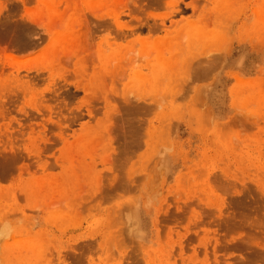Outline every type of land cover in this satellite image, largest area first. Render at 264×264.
Here are the masks:
<instances>
[{"label":"rangeland","instance_id":"obj_1","mask_svg":"<svg viewBox=\"0 0 264 264\" xmlns=\"http://www.w3.org/2000/svg\"><path fill=\"white\" fill-rule=\"evenodd\" d=\"M0 264H264V0H0Z\"/></svg>","mask_w":264,"mask_h":264},{"label":"bare ground","instance_id":"obj_2","mask_svg":"<svg viewBox=\"0 0 264 264\" xmlns=\"http://www.w3.org/2000/svg\"><path fill=\"white\" fill-rule=\"evenodd\" d=\"M261 24V23H260ZM259 32V31H258ZM159 45V44H158ZM158 47H160V46H158ZM162 50V49H161ZM160 51V50H159ZM161 52V51H160ZM173 56V55H172ZM161 58V57H160ZM195 62V61H194ZM179 64V63H178ZM190 64V63H189ZM185 65V64H184ZM191 66H192V64H191ZM190 65L189 66H187V67H190L189 69H191L192 67H191ZM179 68H181V67H179ZM203 70V68L201 69V71ZM203 72V71H202ZM203 73H205V72H203ZM199 74H202V73H200V71H199ZM166 80V79H165ZM136 83H138V82H136ZM251 92V91H250ZM160 130V129H159ZM160 133V132H159ZM159 133H158V135H159ZM157 136V135H156ZM105 137V136H104ZM162 138V137H161ZM157 139V138H156ZM154 140V139H153ZM118 141V140H117ZM129 141V140H128ZM119 143V142H118ZM121 145V144H120ZM124 149V148H123ZM122 149V150H123ZM126 150V149H125ZM130 150V149H129ZM120 151V150H119ZM121 152V151H120ZM124 152V151H123ZM117 154H118V152H117ZM118 155H120V153L118 154ZM111 158V157H110ZM117 158V157H116ZM111 162V161H110ZM110 164V163H109ZM121 164H123V163H121ZM111 165V164H110ZM119 165V164H118ZM210 181V180H209ZM27 239V238H26ZM38 239V238H37ZM32 240V239H31ZM29 241V240H28ZM34 241V240H33ZM39 241V240H38ZM20 242V241H19ZM39 242H41V241H39ZM22 243V242H21ZM25 243H27V240H26V242ZM38 243V242H37ZM34 243H32L31 245H32V247L33 248H36V247H34L35 245H33ZM21 245V244H20ZM24 245V244H23ZM28 245V244H27ZM31 245H29V246H31ZM40 245H41V243H40ZM22 246V245H21ZM39 247V246H38ZM41 247V246H40ZM14 248V247H13ZM32 248V249H33ZM42 249V248H41ZM10 250V249H9ZM11 250H13V249H11ZM17 250V249H16ZM39 251H41V250H39ZM34 252H35V250H34ZM43 252V251H42ZM12 253V252H11ZM27 253V252H26ZM30 253V252H29ZM32 253V252H31ZM31 253H30V255H31ZM44 253V252H43ZM10 254V253H9ZM13 254V253H12ZM15 254H16V252H15ZM35 254V253H34ZM36 255V254H35ZM39 255H42V254H40L39 253ZM32 256H34V255H32ZM36 257H37V255H36ZM37 259V258H36Z\"/></svg>","mask_w":264,"mask_h":264}]
</instances>
